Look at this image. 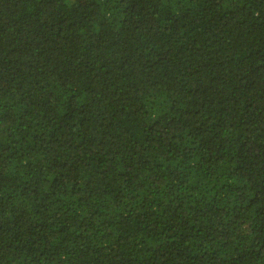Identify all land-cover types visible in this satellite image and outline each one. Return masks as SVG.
<instances>
[{
    "label": "trees",
    "instance_id": "16d2710c",
    "mask_svg": "<svg viewBox=\"0 0 264 264\" xmlns=\"http://www.w3.org/2000/svg\"><path fill=\"white\" fill-rule=\"evenodd\" d=\"M0 264H264V0H0Z\"/></svg>",
    "mask_w": 264,
    "mask_h": 264
}]
</instances>
